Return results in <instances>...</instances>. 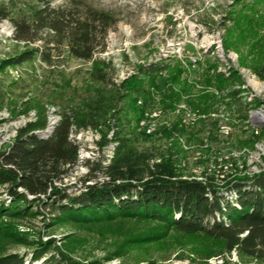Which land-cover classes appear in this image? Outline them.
Here are the masks:
<instances>
[{"label": "rangeland", "instance_id": "obj_1", "mask_svg": "<svg viewBox=\"0 0 264 264\" xmlns=\"http://www.w3.org/2000/svg\"><path fill=\"white\" fill-rule=\"evenodd\" d=\"M52 5L95 8L110 13L115 23L104 49L90 60L61 46L52 51L51 64L35 56L0 69V151L26 122L43 114L47 126L53 115L61 119L64 109L102 88L90 78L94 65L117 85L139 66L159 62L166 68L138 83L145 96L104 87L113 98L95 143L113 131L114 111L116 124L139 135V149L153 151V161H171L183 179L206 182L213 176L221 185L220 178L234 167L248 173L264 169V77L253 69L264 72V0H53ZM2 6L8 17L0 20V61L53 39L43 30L33 42L16 41L10 18L27 19L38 5L0 0ZM142 121L152 125L151 134L144 133ZM97 148L92 162L74 166L53 187L69 198L79 195L93 182L83 181L90 168L110 149ZM7 188L0 185L5 205L11 202ZM50 190L35 201L25 193L27 205L37 209L35 217L15 223L0 218V256L17 254L23 264H253L223 252L216 240L183 234L159 220L54 219L50 204L57 198ZM37 251L42 256L33 260Z\"/></svg>", "mask_w": 264, "mask_h": 264}, {"label": "trees", "instance_id": "obj_2", "mask_svg": "<svg viewBox=\"0 0 264 264\" xmlns=\"http://www.w3.org/2000/svg\"><path fill=\"white\" fill-rule=\"evenodd\" d=\"M30 1L38 6L29 18H10L13 38L18 42H33L36 33L45 30L53 39L43 48L23 50L1 60L0 69L32 61L35 56L51 64L52 51L61 46H65L71 56L82 60H90L96 50L104 49L107 32L115 23L110 13L91 7L71 10L52 5L53 0ZM7 17L6 7H0V20ZM165 68L166 65L159 62L141 65L136 74L116 85L107 72L94 65L90 78L102 88H96L93 95L64 109L60 121L49 132L44 131L43 114L20 127L9 146L0 151V185L8 186L6 193L11 198L6 205L0 203V218L15 223L35 217L37 209L27 205L25 193L34 195L35 201L39 195L46 196L51 188L49 195L57 198L50 204L49 213L54 219L85 222L139 217L159 220L183 234H201L216 240L223 252L235 253L244 262L264 264V169L248 173L234 167L227 175L221 174L222 185H216L213 176L206 182L183 179L171 161H153V151L139 149V135L116 124L114 111L110 115L114 117L111 137L104 134L97 141L99 149L109 147L113 154L108 163L96 161L90 168L83 181L93 182L84 184V190L72 198L64 189L53 187L54 181L60 180L78 163V145L68 138L70 127L98 131L106 124L109 100L113 97H107L104 87L113 85L117 93L131 91L145 96L146 91L138 83L143 76L155 75ZM253 69L260 78L264 77L263 69L260 71L255 66ZM99 177L104 179L97 181ZM18 188L23 191H17ZM41 256V251H37L33 260ZM23 262V257L17 254L0 256V264Z\"/></svg>", "mask_w": 264, "mask_h": 264}, {"label": "bare ground", "instance_id": "obj_3", "mask_svg": "<svg viewBox=\"0 0 264 264\" xmlns=\"http://www.w3.org/2000/svg\"><path fill=\"white\" fill-rule=\"evenodd\" d=\"M257 116V115H256ZM60 120L59 116H54L49 118L47 121L45 132H49ZM263 120V119H262ZM141 126L144 130L145 134H148V129L144 128L145 122L142 121ZM148 126H152L147 124ZM153 130V127H152ZM112 131H110L108 137L111 136ZM97 130H93L90 128L82 129L76 128L74 125L70 127L68 138L78 145V153H77V165L80 169L83 168V165L87 164L88 162H92L95 158L94 151L97 150V142L95 143ZM95 139V140H94ZM113 152L108 149L107 154L105 155L102 163H108ZM221 179V178H220Z\"/></svg>", "mask_w": 264, "mask_h": 264}, {"label": "built area", "instance_id": "obj_4", "mask_svg": "<svg viewBox=\"0 0 264 264\" xmlns=\"http://www.w3.org/2000/svg\"><path fill=\"white\" fill-rule=\"evenodd\" d=\"M193 62H195V59H193ZM144 128L148 129V134L152 133V126H148L147 123L144 124Z\"/></svg>", "mask_w": 264, "mask_h": 264}, {"label": "water", "instance_id": "obj_5", "mask_svg": "<svg viewBox=\"0 0 264 264\" xmlns=\"http://www.w3.org/2000/svg\"><path fill=\"white\" fill-rule=\"evenodd\" d=\"M224 181H221V185L223 184Z\"/></svg>", "mask_w": 264, "mask_h": 264}]
</instances>
